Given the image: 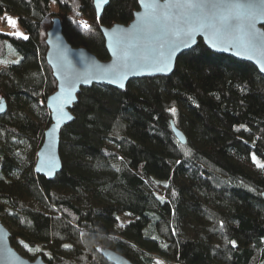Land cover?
Instances as JSON below:
<instances>
[{
	"label": "trees",
	"instance_id": "trees-1",
	"mask_svg": "<svg viewBox=\"0 0 264 264\" xmlns=\"http://www.w3.org/2000/svg\"><path fill=\"white\" fill-rule=\"evenodd\" d=\"M136 11L137 0H111L97 20L92 0H0V18L28 37L0 33V219L12 247L47 264H108L102 247L132 264H264V78L201 42L167 78L81 90L60 134V173L35 174L56 87L45 62L52 19L104 62L99 27L128 25Z\"/></svg>",
	"mask_w": 264,
	"mask_h": 264
},
{
	"label": "water",
	"instance_id": "water-1",
	"mask_svg": "<svg viewBox=\"0 0 264 264\" xmlns=\"http://www.w3.org/2000/svg\"><path fill=\"white\" fill-rule=\"evenodd\" d=\"M110 2L111 0H105L97 6V0H92L97 20L101 19L103 11ZM151 2L153 0H137V11L134 12L133 19L128 25L114 24L111 27H99L108 56V60L104 62L99 61L85 49L70 46L63 36L60 20L52 19L51 28L47 31L45 39V62L51 70L56 87L45 102V108L50 116V125L43 134L42 145L36 154L34 172L37 176L43 177L46 181H52L60 173L62 169L59 157L60 134L64 127L74 121L72 110L83 89L104 86L124 92L127 85L135 80L167 78L173 74L177 59L193 50L199 42L214 54L251 65L264 78V16L256 20L252 29L259 34L254 48L246 46L238 30L239 25L246 23L243 20L234 21L233 31L227 35H217L211 28H198L193 33L192 39L187 41L189 46L185 47L181 41L186 37L172 35L169 32V25L177 24L175 20L168 22L161 19L150 30L145 28V20L151 19L154 15L153 10L145 6ZM154 2L161 6L155 15L170 11L174 16H178L184 11L178 8L165 9L164 6L184 3L185 0H154ZM192 2L205 5V12L210 10L208 7L210 5L234 2L253 3L264 10V4H261L260 0H192ZM188 22L195 23V18L186 16L179 20V26L186 29ZM118 37L123 38L119 47L116 43ZM233 40L238 42L232 43ZM124 48L130 54L129 59L120 61L117 55H114V51L119 52ZM161 53L164 56L171 53L169 70L157 71L156 66H153V60L159 58ZM144 57L149 59L145 60ZM114 68L123 74L121 78L115 79V82L111 76L102 75V73L111 72ZM66 78L74 80L73 87L65 84ZM0 107L3 109L0 111V117H2L8 110L3 98H0ZM170 130L178 143L185 146V136L172 122H170ZM260 197L264 201V192ZM10 240L9 231L0 221V264H47L40 256L33 260L24 258L12 247ZM98 253L108 264H132L122 255L104 247L100 248Z\"/></svg>",
	"mask_w": 264,
	"mask_h": 264
},
{
	"label": "snow or ice",
	"instance_id": "snow-or-ice-1",
	"mask_svg": "<svg viewBox=\"0 0 264 264\" xmlns=\"http://www.w3.org/2000/svg\"><path fill=\"white\" fill-rule=\"evenodd\" d=\"M103 2H105V0H97V6H99ZM260 3L264 4V0H260ZM145 6L147 8L152 9L154 13L151 19L145 20V28L150 30L154 26V24L156 22H159L161 19L168 22L175 20L177 21V24H170L169 32L172 35H183L184 37H186V39L181 41V43H183L185 47L189 46L187 41L192 39L193 33L198 28H211L213 32L217 35H227L233 31L234 21L243 20L246 23L239 25L238 30L241 32L243 42L246 44V46L248 48H254L259 34L253 31L252 29L256 20L259 19L261 16H264V10H261L253 3L234 2L228 4H213L208 6L210 9L208 12L204 11V8L206 7L205 5L194 3L192 2V0H185L184 3L169 4L164 6L165 9H183L184 11L181 12L178 16H174L170 11H163L160 12L159 15H155V12L160 9L161 6L156 4L154 0L151 3H147ZM189 15L195 18V23L188 22V27L186 29L181 28L179 26V20ZM7 23L13 28L16 27V20L11 17H7ZM80 24L85 30H91L90 26L86 22L81 21ZM11 34L17 37H23L24 39H28L27 36L23 35V33L19 31H16ZM122 40L123 38L121 37L117 38L116 43L118 47L121 45ZM237 42L238 41L236 40L232 41V43ZM114 55H117V59L120 61H127L129 59L130 54L128 50L124 48L120 49L119 52L114 51ZM170 56L171 53H169L168 56H164V54L161 53L159 58L153 60V66H156L157 71L169 70ZM144 59L148 60L149 58L144 57ZM102 75L111 76L113 78V82H115V79L121 78L123 74L114 68L111 72H105L102 73ZM65 84L68 87H73L74 80L71 78H66ZM2 110V107H0V111ZM170 111L175 114L176 110L175 108H172L170 109ZM69 119H71V117H69ZM252 159L255 163L256 157L253 156ZM257 166L264 167V164H257ZM221 227H223L222 223ZM231 243L233 247H235V241H231ZM63 247L69 248L70 245H63ZM157 264H160V262H157Z\"/></svg>",
	"mask_w": 264,
	"mask_h": 264
},
{
	"label": "rangeland",
	"instance_id": "rangeland-1",
	"mask_svg": "<svg viewBox=\"0 0 264 264\" xmlns=\"http://www.w3.org/2000/svg\"><path fill=\"white\" fill-rule=\"evenodd\" d=\"M7 17H11V18L15 19L12 16H6L5 18L4 17L3 18H0V33H8V34H11V33H14L16 31H19V32L23 33L22 30H21V28L18 25L17 20L15 19L16 20V27L13 28V27L9 26V24L7 23ZM19 38H23V37H19ZM6 219L7 218L5 216L3 219H0V221H2V222L4 221L5 222ZM125 219H130V216L127 215V214L126 215L125 214H121V215H118L117 216L118 223H122L123 222V224H124L125 223L124 222ZM6 229L9 231L10 235H12V233L14 232V229L12 227L7 226V225H6ZM18 249L19 250L17 252L20 255H22V253L24 252L23 249L21 247H19ZM157 262H159V261L153 262V264H157ZM160 264H162V263L160 262Z\"/></svg>",
	"mask_w": 264,
	"mask_h": 264
},
{
	"label": "bare ground",
	"instance_id": "bare-ground-1",
	"mask_svg": "<svg viewBox=\"0 0 264 264\" xmlns=\"http://www.w3.org/2000/svg\"><path fill=\"white\" fill-rule=\"evenodd\" d=\"M103 62V61H102Z\"/></svg>",
	"mask_w": 264,
	"mask_h": 264
}]
</instances>
